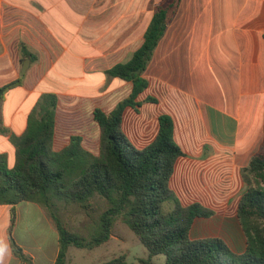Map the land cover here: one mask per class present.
Listing matches in <instances>:
<instances>
[{"label":"crops","instance_id":"obj_1","mask_svg":"<svg viewBox=\"0 0 264 264\" xmlns=\"http://www.w3.org/2000/svg\"><path fill=\"white\" fill-rule=\"evenodd\" d=\"M161 1L0 0V88L22 80L0 104V155L7 157L9 169L16 163L13 138L27 131L30 116L48 93L40 89L42 82L60 69L73 70L75 80L95 85L89 76L96 74L97 64L111 63L106 72L128 62L142 46L154 5ZM49 20L64 32L54 33ZM95 20H102V34L117 29L123 37L91 49L96 47ZM129 20H135L131 34L136 36L130 41ZM86 26L90 28L83 32ZM22 46L35 56L26 74ZM143 78L148 87L136 100L140 105L124 112L126 135L143 149L157 137L160 116H169L183 153L170 186L183 206L199 203L214 211L210 218L195 220L191 237H218L235 252H245L247 239L238 218L239 202L248 190L243 169L264 141V0H180ZM114 81L132 89L131 82ZM95 96L96 88L65 95L87 104ZM69 116L74 112H64L59 95L56 152L75 135L63 132ZM12 209L0 204V264H25L14 254L13 241L34 264H55L60 235L49 212L24 201L14 206L13 224Z\"/></svg>","mask_w":264,"mask_h":264},{"label":"trees","instance_id":"obj_2","mask_svg":"<svg viewBox=\"0 0 264 264\" xmlns=\"http://www.w3.org/2000/svg\"><path fill=\"white\" fill-rule=\"evenodd\" d=\"M179 1L156 3L142 46L128 62L106 71L108 77L133 86L129 96L111 112L94 110V120L100 128L98 155L83 146L80 135L72 136L70 144L59 152L52 148L58 107V96L52 92L40 100L39 108L29 118L27 131L13 138L15 166L9 169L7 157L0 155V204L13 206V224L14 206L21 202H36L49 212L60 235L55 264H67V252L72 246L91 248L107 243L116 220L123 214L130 230L150 252L148 259L136 264H153L152 258L158 255L166 256V264H264V141L243 169L248 190L239 202L238 218L247 247L245 252L237 253L221 238L191 237L195 220L210 218L214 211L199 203L183 206L170 186L175 164L183 154L174 140L173 120L160 116L157 137L143 149L133 145L123 129L125 110L139 106L136 100L148 87L143 75ZM22 50L25 59L34 62V54L25 46ZM21 84L19 79L1 87L0 104L8 91ZM94 195L107 200L110 206L101 215L100 233L87 242L62 224L58 202L71 201L90 208L89 199ZM12 247L21 261L34 264L14 241ZM102 264L129 263L121 256Z\"/></svg>","mask_w":264,"mask_h":264},{"label":"rangeland","instance_id":"obj_3","mask_svg":"<svg viewBox=\"0 0 264 264\" xmlns=\"http://www.w3.org/2000/svg\"><path fill=\"white\" fill-rule=\"evenodd\" d=\"M49 21L52 22L51 29L54 33L61 35L64 32L55 20ZM134 22L135 20H129L128 41L136 37L131 34L133 28V24L131 23ZM95 23V38L93 40L95 41L96 47L92 45L91 49H102L107 43L118 42L123 37V35L120 36L116 33L117 29H112L109 34H102L104 26L102 20H95ZM89 28L86 26L82 30L85 32ZM144 29L145 26L140 29V32ZM110 64L106 63L102 66L97 64L96 74L89 76L90 81L95 80V85L92 82L88 83L87 80L85 82L75 80V76L72 74L73 70H68L67 73L59 72V69L57 70L59 73L57 71L53 72L40 86L41 90H46L48 93L52 92L58 98L60 95L61 106L64 108V112L73 110L74 116H69V118L65 117L64 124L63 121H60L64 126L63 132L68 133V135H81L85 148L95 155H98L100 150V128L93 119V110L100 108L106 113H109L120 101L126 99L131 92L127 85H124L125 83L121 85L112 83L114 80L121 79H114L106 75L105 68ZM94 88H96L95 99L93 101L90 100L88 104L86 101L83 102L81 98L75 100L73 97H65L68 93H81L82 90L87 93L88 91H93ZM111 90H114L115 93L108 98L107 92ZM84 103L86 106H83ZM55 148L59 150L60 146L56 145ZM89 204L91 206L90 208H84L81 207V204L72 203L71 201L58 202V206L61 209L59 219L62 221V224L70 232L81 236L87 242H90L100 233L101 215L110 206L107 200L98 195L91 197ZM121 256L125 257L129 264H136L140 260L150 257L148 248L140 242L137 235L128 227L124 214L116 220L111 239L107 243L99 247L77 248L72 246L69 248L67 252V264H102ZM152 263L166 264V256H155L152 258Z\"/></svg>","mask_w":264,"mask_h":264},{"label":"water","instance_id":"obj_4","mask_svg":"<svg viewBox=\"0 0 264 264\" xmlns=\"http://www.w3.org/2000/svg\"><path fill=\"white\" fill-rule=\"evenodd\" d=\"M30 64H31V59H26L24 62H23V68H22V73L23 74H26L29 67H30Z\"/></svg>","mask_w":264,"mask_h":264}]
</instances>
